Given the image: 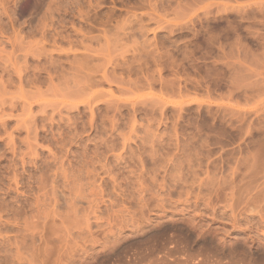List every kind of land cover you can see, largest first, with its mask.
Returning <instances> with one entry per match:
<instances>
[{
  "label": "rangeland",
  "instance_id": "obj_1",
  "mask_svg": "<svg viewBox=\"0 0 264 264\" xmlns=\"http://www.w3.org/2000/svg\"><path fill=\"white\" fill-rule=\"evenodd\" d=\"M262 155L264 0H0V264L260 262Z\"/></svg>",
  "mask_w": 264,
  "mask_h": 264
},
{
  "label": "bare ground",
  "instance_id": "obj_2",
  "mask_svg": "<svg viewBox=\"0 0 264 264\" xmlns=\"http://www.w3.org/2000/svg\"><path fill=\"white\" fill-rule=\"evenodd\" d=\"M91 106V105H90ZM262 157L264 158V155H262ZM262 158V159H263ZM262 163H261V165L262 166H264V164H263V160L261 161ZM259 163V162H258ZM260 166V165H259ZM260 168V167H259ZM262 168H264V167H261L260 168V170H262ZM263 171V170H262ZM261 171V173L263 174V176H258V175H261L260 174V171L259 172H257V173H255V174H257L256 176H258V177H260L259 179L260 180H262L261 179V177L264 179V173ZM259 173V174H258ZM252 176V175H251ZM253 178H256L255 176H253ZM254 180H256V179H253V181L252 182H256V181H254ZM259 181V180H258ZM250 182V181H249ZM246 185H248V184H246ZM246 185H244L243 186V189H241L242 188V186L241 187H238L237 186V188H238V190H239V188L242 190V192L245 190V188H247L248 186H246ZM261 185H264V182H259L258 183V185H256L255 186V184H252V186H253V189H246L247 191L248 190H250V191H248V192H245L244 191V193L243 194H246V195H244V199L242 198V196H241V190H237V188H236V190L235 189H231V188H233V187H229L231 190L228 192V193H230V195L228 196L229 198V202H232V204L235 202V200H236V198L240 195V197L239 198H242V200L243 201H241V203H239L240 202V199H238L237 198V200H239V201H237L240 205H242V208H248L249 207V202H251V201H249L250 200V198L251 197H257V198H259L260 197V195H261V192L259 191L260 190V186ZM201 186V185H200ZM212 186V185H211ZM210 186V187H211ZM231 186V185H230ZM246 186V187H245ZM255 186V187H254ZM101 187V186H100ZM219 187H220V184H219ZM245 187V188H244ZM250 187H251V185H250ZM224 188V187H223ZM235 188V187H234ZM249 188V187H248ZM252 188V187H251ZM263 188H264V186H263ZM211 191V190H210ZM212 191L213 192H210V197L211 198H213V200L215 201V200H219L220 198H221V200H219L218 202L219 203H221L220 201H222V196L219 198V196H220V193H218L217 191H215L214 192V189H212ZM254 191V192H253ZM211 193H212V195H211ZM213 193H214V195H213ZM240 193V194H239ZM98 194V193H97ZM222 194H226V193H222ZM99 195H100V192H99ZM228 195V194H227ZM102 196V195H101ZM213 196V197H212ZM100 197V196H99ZM209 197V198H210ZM264 197V196H263ZM263 197L262 198H260V203H261V206L262 207H264V199H263ZM100 198H102V197H100ZM252 199V198H251ZM255 198H253V200H254ZM213 200H211L212 202L211 203H213L214 204V201ZM226 201H228V200H226ZM217 202V203H218ZM237 202H235V203H237ZM257 202H259V201H257ZM237 203V205L236 204H234L235 206V211H236V206H238L239 204ZM209 204H210V202H209ZM229 204V203H228ZM231 204V203H230ZM230 204L229 205H227V203H226V205H225V207H227L228 206V208H229V211L230 212H233L234 210H233V208L230 206ZM258 204V203H257ZM53 205V204H52ZM216 205V204H215ZM215 205H213L212 207H214ZM252 205H254V204H252ZM74 207V206H73ZM238 207H240V206H238ZM253 207L254 206H252V209H253ZM255 207H257V205H255ZM232 208V209H231ZM242 208H241V210H242ZM240 209V208H239ZM244 209V210H245ZM262 209H264V208H262ZM248 210V209H247ZM254 210V209H253ZM256 210H257V208H256ZM255 210V211H256ZM237 211H240V210H238L237 209ZM38 212V211H37ZM244 212L245 211H243V214H244ZM247 212V211H246ZM245 212V213H246ZM262 212V211H261ZM39 213V212H38ZM47 213V212H46ZM250 213V212H249ZM233 214H235V215H233ZM232 215L230 214V218L231 217H233V220H235V216H236V214H238V213H233ZM261 214H263L262 215V217L264 218V212L263 213H261ZM38 215V214H37ZM43 215V214H42ZM46 215V214H45ZM50 215V214H49ZM55 215V214H54ZM109 215V214H108ZM107 215V216H108ZM240 215H242L241 214V212L239 213V216L238 217H236V220H238L237 218H239V220H240ZM48 216V215H47ZM57 216V215H56ZM259 217H260V215H258ZM51 217V216H50ZM110 217V216H109ZM47 218V217H46ZM50 219V218H49ZM41 220V219H40ZM108 220V223H109V220H112V216L109 218V219H107ZM239 220L238 221H236V222H239ZM263 220V223H264V219H262ZM262 220H261V222H262ZM53 221V220H52ZM230 221H232V220H230ZM233 222V221H232ZM236 222H234V223H236ZM240 222H242V221H240ZM239 222V223H240ZM43 223V222H42ZM37 224V223H36ZM38 224H39V222H38ZM49 224V223H48ZM47 225V222H45L44 221V224H41V225H39V226H41V229H42V231H40L41 233L39 234V241H41L40 243V246H42V248H44V249H41L42 251H41V254H39V257H37L38 255H35L37 258H40L41 259V262H45V263H47L48 261V259L46 258L47 256H46V254L44 253V251H45V248L46 247H48V246H46L48 243L50 244V242H48L47 241V228L49 227L48 225ZM42 226H43V228H42ZM49 231V230H48ZM52 232V231H51ZM51 232H49L50 233V235H51ZM53 235V234H52ZM51 235V236H52ZM166 237V236H165ZM176 238V242L178 243V244H180L181 246L178 248V251L176 252V253H180L181 255H183L184 257H183V262L185 263V264H264V259H262L260 262H258V260H255V259H253L251 256H250V253L248 254V253H246V254H240V253H237L236 251H234L233 249H229V250H227V251H225V252H220L219 251V253H218V250L220 249V245L218 246V244H217V247H219L218 249H216V250H214V252H211V250L210 251H208V249H207V251L205 250L206 248H203L204 250H205V252L203 251V249H201L200 248V250H198V251H196V253H194V252H192V250L194 251V249H192V248H190L191 247V242L193 243L194 241H190V243L188 244L187 242H185L184 241V238H180V237H178V236H172V238H171V240L172 241H174V238ZM205 237V236H204ZM169 238H170V236H169ZM209 239V238H208ZM49 240V239H48ZM39 241H38V243H39ZM170 241V240H169ZM205 241V240H204ZM160 242V241H159ZM162 243V242H161ZM176 244V243H175ZM183 244V245H182ZM194 244V243H193ZM195 245V244H194ZM46 246V247H45ZM197 246V245H196ZM164 247V246H163ZM175 247V246H174ZM199 246H197V249H199L198 248ZM208 247V246H207ZM161 248V247H160ZM166 248V247H165ZM226 248V247H225ZM212 249H215V248H212ZM224 249V248H223ZM237 249V248H236ZM162 250V249H161ZM165 250V249H164ZM166 250H168V249H166ZM177 250V249H176ZM246 250V249H245ZM40 251V250H39ZM158 251H159V249H158ZM244 251V250H243ZM243 251H241L242 253H243ZM122 252V251H121ZM166 252H169V251H166ZM40 253V252H39ZM133 253V252H132ZM178 253V254H179ZM260 253H262V251L260 252ZM259 253V254H260ZM51 254V253H50ZM140 254V253H139ZM142 254V253H141ZM153 254V253H152ZM166 254V253H165ZM168 254V253H167ZM134 256H135V259H138L140 256L142 257L143 255H140V256H138V253H137V258H136V254H133ZM176 255V254H175ZM261 255H263V254H261ZM113 256V258H115V257H117V254H116V256H115V254H113L112 255ZM173 256V255H172ZM177 256V255H176ZM260 256V255H259ZM35 257V258H36ZM132 257V256H131ZM140 257V258H141ZM143 257H146V256H143ZM165 257V256H164ZM171 257V256H170ZM258 257V256H257ZM133 258V257H132ZM166 258V257H165ZM169 258V257H168ZM175 258V257H174ZM180 258V257H179ZM259 258V257H258ZM119 259V258H118ZM164 259V258H163ZM163 259H162V261H163ZM180 259H182V258H180ZM114 260H116V258L114 259ZM120 260V259H119ZM129 260V259H128ZM140 260V259H139ZM139 260H138V262H139ZM144 259H142V260H140V261H143ZM151 260V259H150ZM47 261V262H46ZM133 261H137V260H134V258L132 259V260H129V264H131ZM154 261H158V260H154ZM160 261V260H159ZM180 261L181 260H179V263H180ZM40 262V263H41ZM122 262V261H121ZM124 262V261H123ZM174 262V261H173ZM44 263V264H45ZM116 263V262H115ZM117 263H119V264H124V263H120V262H117ZM139 263H141V262H139ZM152 263V262H151ZM155 263V262H154ZM178 263V262H177ZM132 264H135V263H132ZM136 264H137V262H136Z\"/></svg>",
  "mask_w": 264,
  "mask_h": 264
}]
</instances>
